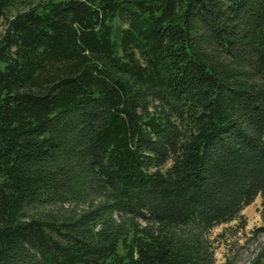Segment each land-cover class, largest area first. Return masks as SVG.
<instances>
[{
    "label": "trees",
    "instance_id": "1",
    "mask_svg": "<svg viewBox=\"0 0 264 264\" xmlns=\"http://www.w3.org/2000/svg\"><path fill=\"white\" fill-rule=\"evenodd\" d=\"M1 26L0 264H210L256 197L264 233V0H0Z\"/></svg>",
    "mask_w": 264,
    "mask_h": 264
},
{
    "label": "rangeland",
    "instance_id": "2",
    "mask_svg": "<svg viewBox=\"0 0 264 264\" xmlns=\"http://www.w3.org/2000/svg\"><path fill=\"white\" fill-rule=\"evenodd\" d=\"M260 210V197H256L242 209L239 219L219 225L203 235L211 256L210 264H250L264 250Z\"/></svg>",
    "mask_w": 264,
    "mask_h": 264
}]
</instances>
